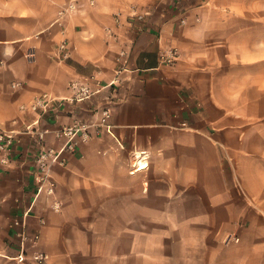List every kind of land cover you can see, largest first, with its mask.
I'll list each match as a JSON object with an SVG mask.
<instances>
[{"label":"crops","instance_id":"0c3cea01","mask_svg":"<svg viewBox=\"0 0 264 264\" xmlns=\"http://www.w3.org/2000/svg\"><path fill=\"white\" fill-rule=\"evenodd\" d=\"M69 2L0 0V128L21 140L0 175V264H36V251L48 255L45 264H171L165 246L139 249L140 236L166 235L167 225L155 222H172L171 230L180 225L174 222L224 220L218 215L241 205L262 213L264 0H76L77 11L54 23ZM130 5L147 12L143 21L128 20ZM117 12H124L121 24ZM64 39L71 56L60 59ZM123 49L126 69L112 101L105 89L78 104L62 102L43 122L93 123L101 107L112 108L90 140L52 167L56 211L52 197L37 195V147L23 132L37 115L21 105L43 93L68 96L70 81L86 82L98 70L110 82ZM171 49L178 56L166 63ZM140 152L148 167L137 163L134 171ZM189 204L216 216L189 215L181 208ZM18 220L29 235L40 234L36 244L23 245ZM236 249L252 255L243 264H264L261 248Z\"/></svg>","mask_w":264,"mask_h":264},{"label":"built area","instance_id":"2783aa9c","mask_svg":"<svg viewBox=\"0 0 264 264\" xmlns=\"http://www.w3.org/2000/svg\"><path fill=\"white\" fill-rule=\"evenodd\" d=\"M94 3V0H91ZM77 11L76 0H70L66 6H62L58 12V16L54 23L63 24L65 17L73 14ZM127 13L128 20L133 18L143 21L147 12L142 10L137 5H130L125 12ZM124 12H117L115 14V20L118 24H121V16ZM107 33L110 36H114V32L111 28H107ZM60 59H66L71 56V50L69 48V41L67 39L62 40L58 46ZM28 57H33L34 53L29 52ZM178 54L176 49L169 50L168 53L162 55V59L166 63H172L176 60ZM126 57L127 51L121 50L117 57L116 62L118 68L116 70V76L108 83H104L99 77L101 70L93 73L89 80L83 82L81 80L74 79L69 83L70 94L63 98H58L51 93H43L34 97L28 104H22V110H28L34 112L37 116L30 123L26 124L23 132L29 135L35 142L37 147V153L35 158V167L33 171L35 183L37 185V195L46 194L52 197V207L56 211L61 210V203L56 198V181L52 176V167L56 164H65L64 154L66 152H75L82 142H87L92 137V128L101 127L106 124V120L112 115L111 105H106L100 108L102 119L97 122H88L82 118L74 117L69 123L61 125L56 128H52L49 125L44 124V120L52 116L54 110H58L62 106V102H70L72 104H78L80 102L90 100L95 95L101 93L105 89H108L111 93L108 99L113 100L116 90L121 82L120 74L126 69ZM20 85L19 82H14L12 86L17 88ZM21 142L20 137L14 130H7L0 128V175L2 168L8 166L11 163L12 155L15 151L16 143ZM140 152L135 156L133 162V170L136 171V164L141 163L143 160ZM144 161V160H143ZM41 224H45L44 218H40ZM16 225L22 227L19 235L23 245L25 242L31 241L36 244L40 238L39 233L29 235L27 232V223L23 221H16ZM36 264H45L48 255L42 251H36L32 255Z\"/></svg>","mask_w":264,"mask_h":264},{"label":"rangeland","instance_id":"374dc122","mask_svg":"<svg viewBox=\"0 0 264 264\" xmlns=\"http://www.w3.org/2000/svg\"><path fill=\"white\" fill-rule=\"evenodd\" d=\"M142 163H147L145 160ZM148 167V163H147ZM237 182V181H236ZM238 193L239 189H235ZM184 207L189 215L204 214L215 217L216 211L210 215L208 207L202 204H189ZM263 208V206H262ZM223 208V212L227 211ZM243 210L246 213L243 215ZM264 210V208H263ZM221 211V210H220ZM230 211V210H229ZM225 219L187 220L180 223L177 229H171L172 222H155V228L167 225L166 235L154 236L142 235L138 239L139 249L150 253V242L155 246H165L171 252V264H243L242 259L250 261L252 255L245 250L237 251V247H254L264 251V211L258 212V206L241 205L235 207ZM208 214V215H207ZM260 214V216H259ZM240 216L241 220L229 219ZM221 217V218H222ZM244 217V219H242ZM145 224V223H144ZM169 224V225H168ZM141 228V222H140ZM150 229V225H149ZM150 232V230H149ZM231 261V262H230Z\"/></svg>","mask_w":264,"mask_h":264}]
</instances>
